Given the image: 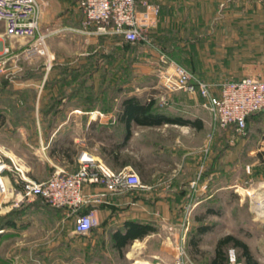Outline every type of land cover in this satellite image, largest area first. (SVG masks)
<instances>
[{
	"label": "crops",
	"instance_id": "0c3cea01",
	"mask_svg": "<svg viewBox=\"0 0 264 264\" xmlns=\"http://www.w3.org/2000/svg\"><path fill=\"white\" fill-rule=\"evenodd\" d=\"M149 1L161 8L155 38L165 54L199 62L195 74L200 77L264 78V0ZM69 10L49 28L56 31V36L70 31V40L96 47L106 41L110 45L113 37L119 38L90 34L95 26L85 31L78 4ZM55 53L53 68L47 70L41 62L37 68H29L27 75L23 73L14 85L0 86V110L6 114L0 141L26 160L33 179L46 180L57 170L73 173L80 155L88 152L114 172L138 174L146 186L134 190V197L110 195L102 204L92 206L99 218L123 207L124 220L151 223L157 229L160 222L163 226L184 217L193 182H197V189L191 218L201 225L219 215V196H233L235 156L247 157L252 171L250 167L244 174L257 176L248 191L256 186L264 193V110L248 117L243 134H238L235 127L213 133L212 116L202 98L175 92L166 103H160L147 88H116V79L113 88L107 89L106 77H121V72L101 67L85 75L80 69L67 70L61 64V54ZM95 54L64 55V61L70 56L83 64V57ZM132 96L146 104L154 98L153 112L167 120L143 125L141 118L123 117V100ZM28 109L32 110L31 116L24 113ZM85 189L96 193L104 187ZM205 225L213 227L207 234L216 229L215 223Z\"/></svg>",
	"mask_w": 264,
	"mask_h": 264
},
{
	"label": "rangeland",
	"instance_id": "374dc122",
	"mask_svg": "<svg viewBox=\"0 0 264 264\" xmlns=\"http://www.w3.org/2000/svg\"><path fill=\"white\" fill-rule=\"evenodd\" d=\"M44 1L46 3L41 14V25L44 30L53 26L64 13L71 12L73 9H69L76 6L78 2V0ZM63 5L65 7L70 5L69 9L63 8ZM69 32L57 36L54 34L49 39L48 48L50 55L53 56L52 66L57 62L56 51L61 54L60 59L63 60H61V64H64V68L67 70L81 66L83 70L102 67L106 70L121 72V77H106L107 89L113 88V80L116 79V88L122 90L131 87L147 88L158 97L160 103H166L169 95L172 94L163 87L162 68L164 66L160 58L161 53L164 52L156 44L155 48L144 44L132 45L113 37L110 45L106 41L105 44L96 47L87 45L86 41L78 43L70 40ZM0 40L2 46L8 48V53L4 56L8 60L4 68L5 73L0 75V86H8L11 83L14 85L16 79H20L29 68H37L38 64L43 63L44 67L49 70L45 57L27 54L28 42L4 37V26L1 23ZM52 41L54 42L53 46L50 44ZM13 48L16 52L13 51ZM18 49L19 52H17ZM81 52L85 56L95 52L96 54L87 59L83 57V64H80L78 58L72 60L70 56L66 57L64 61V55ZM174 55L171 56L176 62L197 73L195 68L200 67L199 62L180 60L176 54ZM133 70H136L137 73H133ZM149 70L154 73H148ZM204 78L211 83L241 79V77ZM255 78L264 80V78ZM30 82L29 80L28 83ZM24 113L31 116L32 110H25ZM0 147L5 148L1 141ZM10 152V156L22 159L25 162V168L29 171L26 160L12 151ZM26 159L33 165L30 157ZM234 159L233 196L228 194L227 199H225V194L219 196L217 208L220 214L205 222L215 223L216 229L213 233L202 238L199 251H195L190 246L191 239L196 236V226L199 225L192 218L185 226L183 218L174 222H166L167 224L164 223L163 226L161 222L158 223L157 232L146 237L143 241L133 242L124 249L122 254L114 248L111 236L114 230L120 227L124 219L127 218L121 211L124 210L123 207L112 209L113 213L104 215L103 218H99L97 215V225L90 234L80 236L74 233V219L69 211L53 208L44 200L36 199L7 212L4 210L5 206H8L4 203L6 199L0 195V204H2L0 226L11 221L15 224L14 227L0 230V264H133L137 260L149 261L152 264H208L216 241L227 233L247 242L255 258L260 264H264V219H256V215L254 216L249 210L251 208L253 211V204L259 199L261 190L257 191L256 186L251 189L253 192H249L247 189L253 186L251 184L257 182L255 181L256 175L249 178L248 175L252 173L244 174L246 170L248 171V158L238 155ZM35 173L37 174L36 170ZM28 177L34 178L32 171L28 172ZM133 191L129 190L124 194H131L134 197L136 193ZM82 212L87 213L88 211L86 212L84 208ZM162 248L166 250L161 252ZM178 248H183L184 251V257L181 260H178ZM226 252L228 264H235L233 259L237 264H244L240 250L230 246Z\"/></svg>",
	"mask_w": 264,
	"mask_h": 264
},
{
	"label": "built area",
	"instance_id": "2783aa9c",
	"mask_svg": "<svg viewBox=\"0 0 264 264\" xmlns=\"http://www.w3.org/2000/svg\"><path fill=\"white\" fill-rule=\"evenodd\" d=\"M45 3L44 0H0V23L4 26V37L28 42L27 54L45 57L50 69L53 56L50 55L48 41L56 31L42 28L41 14ZM78 8L84 17L85 31L95 26L90 34L119 36L125 41L155 48L151 32L159 25V5L149 0H79ZM1 42L0 75L5 73L8 60L4 57L8 48L3 47ZM160 59L164 66L162 80L165 90L202 98L204 107L212 116L213 133L218 129L235 127L238 134H243L248 117L264 110V80L248 76L210 83L164 53H161ZM10 155L9 149L0 147V195L8 204L4 210L9 212L14 207L41 198L53 208L69 211L74 219V233L80 236H88L97 225L96 209L91 208L83 213L84 208L102 204L110 195L146 188L138 174L114 172L88 152L80 155L77 171L68 173L57 170L42 181L28 177L25 162ZM247 169L249 171L250 167ZM87 186H103L104 190L88 193L85 189ZM192 187L193 193L185 206L184 226L191 219L195 206L193 195L197 182H193ZM258 203L256 200L253 204V211L258 219H264V215H259L257 210ZM183 257V248H178V260ZM233 262L237 264L234 259Z\"/></svg>",
	"mask_w": 264,
	"mask_h": 264
},
{
	"label": "trees",
	"instance_id": "16d2710c",
	"mask_svg": "<svg viewBox=\"0 0 264 264\" xmlns=\"http://www.w3.org/2000/svg\"><path fill=\"white\" fill-rule=\"evenodd\" d=\"M79 2V0H78ZM77 2V4H78ZM158 29V27L151 32V37L154 40V43L156 44V38H155V32ZM118 39L128 43V44H136L129 41H125L122 37H119ZM53 68V66H52ZM93 68V69H97ZM82 70L85 75L90 71L83 70L81 66L77 68H72V71ZM91 69V70H93ZM69 70V68H68ZM33 73V72H32ZM30 73V74H32ZM27 75V73H25ZM29 74V75H30ZM78 76H75L77 78ZM204 80L207 81L206 78L201 77ZM156 100L154 98H150L148 103H143V100L132 96L129 98H126L123 100V108H122V116L126 118H141V123L143 125H158L163 122V120H167L163 115L157 114L153 112V106L155 104ZM6 123V114L0 110V128L4 126ZM66 154V151H64ZM38 180V179H35ZM42 200L41 198H39ZM92 208H86V212L89 211ZM62 210V209H61ZM14 222H8L6 225L0 226V230L4 228H11L14 227ZM212 226L201 224L196 227V236L191 239L190 246L195 251H199L200 244L202 242V238L204 235L209 233L212 230ZM157 227L154 224L151 223H142L133 221L130 219H126L123 221L122 225L118 227L116 230H114L112 234V241L114 248L119 252L123 254V251L125 248L130 246L135 240H143L147 236L157 232ZM233 247L235 249L240 250L241 252V258L243 259L244 264H260L259 261L255 258L253 255L250 246L244 242L243 240L239 239L238 237L234 235H225L222 238H220L215 246L214 253L209 258L208 264H228V256L226 249L228 247Z\"/></svg>",
	"mask_w": 264,
	"mask_h": 264
},
{
	"label": "bare ground",
	"instance_id": "6f19581e",
	"mask_svg": "<svg viewBox=\"0 0 264 264\" xmlns=\"http://www.w3.org/2000/svg\"><path fill=\"white\" fill-rule=\"evenodd\" d=\"M263 191V190H262ZM258 211H259V215L263 216L264 215V193L263 192H259V199H258ZM260 206V207H259ZM140 245V244H139ZM137 246V245H136ZM133 264H152L149 261H139L137 260L136 262H134ZM155 264V263H154Z\"/></svg>",
	"mask_w": 264,
	"mask_h": 264
}]
</instances>
